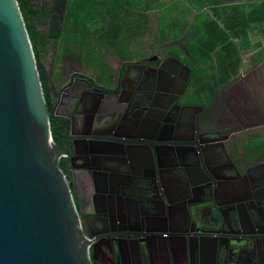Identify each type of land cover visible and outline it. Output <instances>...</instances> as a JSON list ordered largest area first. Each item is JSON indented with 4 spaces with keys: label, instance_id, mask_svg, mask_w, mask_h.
Listing matches in <instances>:
<instances>
[{
    "label": "water",
    "instance_id": "obj_1",
    "mask_svg": "<svg viewBox=\"0 0 264 264\" xmlns=\"http://www.w3.org/2000/svg\"><path fill=\"white\" fill-rule=\"evenodd\" d=\"M179 45L185 48L183 40ZM166 46L164 44L160 54L153 58L125 65L122 80L127 78L130 69L136 70L132 74L134 85L128 89L132 98L142 100L117 108L120 122L112 126L105 136L92 138L91 143L102 146L106 151L116 147L129 151L136 144L157 150L161 142L195 149L197 155L191 163L196 168L186 166L184 169L188 189L186 198L189 199L197 189L216 192L214 187L218 184V174L205 162L202 144L221 142L224 138L202 137L221 124L208 114L197 122L196 130L202 133L200 136L195 139L171 137L176 120H170L168 114H179L181 103L170 97L168 104L157 101L158 96L168 97L170 94L160 87L161 77L166 75L172 79L176 76L175 71L166 70L169 60L175 59L181 66L186 63L178 57H166L162 52ZM187 68L190 72L191 68ZM95 89L103 92L102 86ZM121 93L123 89L115 95ZM144 110L154 113L145 129L140 120ZM75 152L74 147H60L53 139L34 51L18 2L0 0V264H94L90 249L95 251L98 236L86 231L89 213L77 207L72 191L74 182L66 177L59 162L61 157L72 156ZM121 159L127 162L128 157L124 154ZM151 165V183L161 188L160 162L155 165L152 159ZM198 172L203 175L202 179L195 177ZM124 176L128 178L126 172ZM248 199L251 198L238 201L244 203ZM228 207L221 206L219 211L225 215ZM111 219L106 218L105 224L119 221L118 218ZM130 231L120 229L121 237H132ZM196 231L195 235L188 236L190 261L186 264H203V251L209 252L210 264H216L227 255L235 240L241 239L238 234L233 236L234 240L228 235L225 222L210 231ZM166 235L148 234L147 228L142 227L134 238L166 248L172 237H181L170 235L168 240ZM252 241L253 238L249 243ZM251 244H245L246 248L252 250Z\"/></svg>",
    "mask_w": 264,
    "mask_h": 264
},
{
    "label": "flooded vegetation",
    "instance_id": "obj_2",
    "mask_svg": "<svg viewBox=\"0 0 264 264\" xmlns=\"http://www.w3.org/2000/svg\"><path fill=\"white\" fill-rule=\"evenodd\" d=\"M181 40H183L184 45L185 38L170 40L167 37L162 42V46L164 44L167 46L173 44L177 46L176 49L178 51L183 53L182 47L179 45V41ZM183 49L185 50V48ZM188 55H182L184 59H181L180 56L176 57L180 58L182 63L184 62L189 66L186 61ZM66 59L70 60L67 56L64 58L63 64ZM166 65V70L175 71L176 76L169 79L166 75H162L160 87L165 88L170 94L168 97L158 96L157 101L162 104H168V102L170 103L169 97L170 99L176 98L177 101L180 100L181 104L178 107L179 114L176 112V119L174 118L176 124L171 134V137H178V131L184 132V128H188V120L191 118L189 114L191 109L188 107L192 104L190 91L192 69L189 72L186 65L179 66V63H175L174 59L166 62ZM108 66L112 68L113 65L109 63ZM80 68L83 69V64L75 62L74 68L63 81L66 82L65 85L60 88L59 84L57 87L58 92L62 90L59 103L63 107V112L60 114L70 120L64 147L68 148L72 146L76 150L75 154L68 158L69 163L73 165V169L76 171L75 174L70 173V179L74 182L73 193L77 195L78 207H80L82 201L84 202L90 197V193H87V186L81 179L79 171L82 167H85L84 165L87 166L89 164L87 160H89L92 167L95 157L94 152H96L97 147H100V145L91 143V139L105 136L112 126L120 122L117 108L128 106L129 104L134 105L136 101L139 102L141 99H134L129 92H125L126 89L134 85L133 82H128V79L129 75L136 72V70L130 69L127 78L122 80L125 65H121L119 74H116L112 69L111 80L113 81V85L102 86L103 92H100L95 89L93 78L79 75V72H82ZM64 71L65 69L63 68ZM76 75H79V77H76ZM90 89H93L95 92L89 91ZM121 89H123V93L115 95ZM192 105L197 106V110L194 113L195 122H193L196 128L197 122L204 114H208L209 117L216 118L221 122L220 127L218 125L215 126L213 132L202 136L204 138L221 137L239 140L254 134L264 138V57L255 58L254 55H250L244 58L238 74L232 81L223 85L211 97ZM152 114L154 113L147 110L143 112L140 119L143 129L150 122ZM174 116V114H168L170 120ZM254 123H257V126L251 127V124ZM201 134L197 130L196 135L200 136ZM230 149L238 152L242 151L238 145L231 146ZM87 153H89L88 156ZM80 159L84 163H80ZM252 186L259 188L248 193L247 198L251 199L246 200L244 203L231 204L226 209L229 216L225 221V229L232 239L236 234L241 236V239L240 241L235 240L236 242L233 243L227 255L224 258L222 256V259L218 260L216 264H264V185L254 184ZM200 191L205 193L200 195ZM164 193L168 203H171L170 194L167 191H164ZM127 196L128 193H126L125 189L122 197L117 191L114 195L107 194L106 196L102 195V193L95 195L92 193V201L101 205L103 201H105L106 205L111 202L116 208L125 207L126 205L134 206V201H129V198L127 200ZM186 197L187 193L183 197L181 205L185 209L190 210V212H193L195 206L201 201H207L211 197L212 201L210 202L212 203L220 200L216 192H207L200 189L191 193L190 198L188 197L189 199ZM102 215L98 214L97 216L86 217V231L88 233L94 232L98 236L95 251L93 252L90 249L94 264H186L190 261L187 249L189 234L195 235L197 229L210 231L218 227V224L199 223L193 217L185 218L183 223L179 225L182 238L175 243L173 251H167L163 245H151L147 240L140 241L138 238H134L137 232L144 227L143 224L140 223V225L134 226L119 218L117 212L116 217L113 216V218L114 220L118 218L119 221L113 224H105L101 220ZM108 216L111 219V216ZM97 220L101 221L99 225H97ZM123 228L131 230L132 237L122 238L120 229ZM251 238H253V241L250 242L253 246L252 250L245 246V244H250ZM208 255H210L209 252L203 251V264L212 263ZM194 258L195 255H193V260H195Z\"/></svg>",
    "mask_w": 264,
    "mask_h": 264
},
{
    "label": "trees",
    "instance_id": "obj_3",
    "mask_svg": "<svg viewBox=\"0 0 264 264\" xmlns=\"http://www.w3.org/2000/svg\"><path fill=\"white\" fill-rule=\"evenodd\" d=\"M34 51L55 143L64 147L70 120L57 111V87L63 60L79 55L71 39L83 35L92 16H99L98 29H105L108 44L139 41L159 48L170 40L185 38L192 69L191 93L204 100L238 74L244 55L264 57L262 42L254 40L259 27L264 36V0H17ZM89 11H94L88 14ZM156 12L152 30L149 16ZM97 14V15H96ZM89 16V18H87ZM97 30V29H95ZM73 37V38H72ZM55 48L58 74L49 72L43 56ZM153 48V45L151 46ZM154 48V49H155ZM58 66V67H57ZM56 71V70H55ZM60 167L70 178L66 159ZM73 191V190H72ZM78 207V205H77Z\"/></svg>",
    "mask_w": 264,
    "mask_h": 264
},
{
    "label": "crops",
    "instance_id": "obj_4",
    "mask_svg": "<svg viewBox=\"0 0 264 264\" xmlns=\"http://www.w3.org/2000/svg\"><path fill=\"white\" fill-rule=\"evenodd\" d=\"M260 29L261 27L254 33L256 35L255 38L261 40L264 51V36L259 32ZM152 45L153 48L151 47ZM155 47L156 45L153 43L140 44L139 41H122L116 45L105 44L103 50L104 57H106L105 61L112 63L113 71L119 74V68L123 64L146 61L159 55L162 45L159 48ZM176 47L170 44L162 52L167 57L180 56L181 59H184L181 55L182 53L175 49ZM172 48L175 50H172ZM247 54L245 55L248 57L249 55ZM245 55L244 58L246 57ZM250 55L253 56L254 54L251 53ZM68 58L74 63L83 64L80 54L72 57L68 56ZM174 61L179 63L175 59ZM55 70L53 69L52 72H55ZM79 73V75L91 79L93 76H97V74H89L84 68ZM79 75H76V77H79ZM132 76V74L129 75L128 82H133ZM65 83L63 82L59 87L62 88ZM89 91L95 92L93 89ZM129 91V89L125 90V92ZM191 96L192 104H197L201 101L193 93H191ZM192 104L188 107L191 109L188 128L185 127V130L183 129L184 132L178 131V138L195 139L197 136L196 126L193 125L197 106ZM174 118L176 119V115ZM251 125V127H255L257 123ZM211 128H213V125ZM234 145H238L242 151L238 152L230 149ZM157 146V150H155L153 147L136 144L131 146L129 151H122L120 147L110 151L104 150L102 146L97 147L96 152H94L93 168L90 166L89 160H87L89 164L87 166L84 165L85 167H82L79 171L81 179L87 186V193H90V197L88 200L82 201L80 208L82 207L81 209L88 212V216L103 214L101 219L103 222L106 221V218H110L109 216L106 217V215L116 217L117 212L119 218L134 226L140 225V223L143 224L147 228L148 234H168L166 238L169 240L171 238L170 235L182 236L179 225L183 223L185 218L193 217L199 223L210 225L222 224L228 218L229 213L225 211V215H223L219 211L221 206L227 207L231 204L240 203L239 199L247 198L249 192L259 188L252 185H264V138L260 135L254 134L239 140L223 139L221 142L204 143L202 144L203 158L208 166L216 170L218 174V184L214 188L220 200H216L215 203H211L208 200L201 201L195 206L193 212H190V210L185 209L181 205V201L188 191L185 184L187 177L184 169L186 166L191 169L192 167L196 168V165L191 163L192 158L197 155L196 150L171 142H161ZM124 154L125 157H128L127 162L121 159ZM199 156L202 157L200 154ZM152 159L155 160V165H157L158 161L160 162L158 168L161 170V179L163 181V187L161 186V188H156L151 183ZM80 163H84V161L80 159ZM125 172L128 174V178H124ZM194 174H196L195 170ZM195 177L202 179L203 175L198 172ZM115 189L121 197L125 189L126 193H128L127 200L129 198V201H134V206L126 205V208L124 206L116 208L111 202L106 205L105 201H103L101 205L92 201V193L94 195L97 193H102L105 196L107 194L114 195ZM164 191L170 194L171 203H168L165 198ZM204 193L202 191L200 195ZM100 222V220H97V225ZM181 238L172 237L169 240L171 244L166 247V250L173 251L175 243Z\"/></svg>",
    "mask_w": 264,
    "mask_h": 264
},
{
    "label": "rangeland",
    "instance_id": "obj_5",
    "mask_svg": "<svg viewBox=\"0 0 264 264\" xmlns=\"http://www.w3.org/2000/svg\"><path fill=\"white\" fill-rule=\"evenodd\" d=\"M92 12L94 11H89L88 14L90 13L92 14ZM149 14H150L149 16L150 27L152 30H155L157 27L156 12L152 11ZM98 17L99 16H92V20H90L87 25V28H88L87 31L83 35L77 36L75 38L72 37L73 39H71V42L76 47L75 50H77L79 53L81 52L80 55H81L82 62H83V68L87 70L89 74H92V75L97 74V76L92 77L95 82L94 87L99 86V85L100 86H112L113 85V81L111 80L112 68H110L108 66L109 63L105 61L106 57H104V50H103V46L105 44L106 45L108 44L109 38L106 37L108 34L105 32V29H98L99 28L98 26L100 25L99 22L97 23ZM87 18H89V16ZM139 39H140L139 40L140 44H147L148 42V38L146 34L143 36H140ZM253 39L257 40L256 38H253ZM175 49L172 48V50H175ZM181 50L183 51V53L180 51L182 55L184 56L188 55V53H186L183 48ZM55 55H56L55 48L50 47L48 53L43 56V61L49 72V75H52L53 69H56L55 74H58V68L55 67ZM247 55L250 56V53ZM245 58H247V56ZM73 68H74V62L69 59H66L64 61L65 71L62 74H60L61 83L66 79L69 72ZM80 70H83V69L80 68ZM61 94H62V90L59 92V97L56 100L57 111L59 112V114L63 112L62 110L63 107L59 103ZM65 159L68 164L70 173L75 174L76 171H74L73 165L69 163V158L66 157ZM73 194H74L75 201L77 203L78 202L77 195L75 193Z\"/></svg>",
    "mask_w": 264,
    "mask_h": 264
}]
</instances>
